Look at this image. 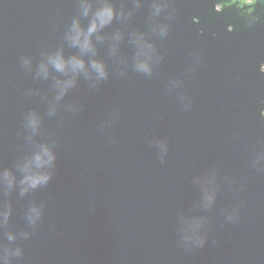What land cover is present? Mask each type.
<instances>
[{
	"label": "water",
	"instance_id": "water-1",
	"mask_svg": "<svg viewBox=\"0 0 264 264\" xmlns=\"http://www.w3.org/2000/svg\"><path fill=\"white\" fill-rule=\"evenodd\" d=\"M89 2L0 0V264H264V0H109L82 52Z\"/></svg>",
	"mask_w": 264,
	"mask_h": 264
},
{
	"label": "clouds",
	"instance_id": "clouds-1",
	"mask_svg": "<svg viewBox=\"0 0 264 264\" xmlns=\"http://www.w3.org/2000/svg\"><path fill=\"white\" fill-rule=\"evenodd\" d=\"M257 0H232V3H238L241 7L244 5L249 6V11H252V5H254ZM224 7V5H218V9ZM82 8L83 14L85 16L89 15L92 4L89 0H82ZM159 11V6H157V12ZM117 13L115 7L109 0H103L102 5L97 8V10L92 14V19L85 29L81 27L79 19H74L71 25V29L68 33V39L71 41L73 46H78L82 52H89L94 51V45L92 43V35L94 33L99 32L102 28L110 24L113 19L116 17ZM120 15L123 16V11L120 12ZM103 37H98V39H102ZM115 39L119 40L120 35L117 33ZM142 35L137 39V43H141ZM142 47H151V45L142 44ZM48 63H50L57 71L66 72L68 70L72 72H80L84 71L87 73V69L85 67V61L77 56H72L69 59H65L61 51H57L56 53L50 55L48 57ZM41 71L47 75V66L45 64H41ZM138 70L148 72L150 71V67L146 61H139L136 65ZM92 68L96 71L99 78L106 77L107 73L105 70V66L102 62L93 60L92 61ZM74 79H69L63 82H58V86L60 87V95L62 96L65 91L69 87L74 84ZM30 123L35 126L37 124V119L35 115L31 118ZM55 159L53 153L47 146L42 148L41 152H38L32 160L26 162L23 165V170L25 171L26 175L24 176L21 183L26 185L22 189V191H27L28 188H35L40 184L47 183L50 179V176L46 173H33L32 166L35 164L36 167H41L44 164H51L52 161ZM3 177L8 181L11 185L13 181V177L8 170L3 172ZM32 213L34 215H39V210L33 208ZM3 216L7 219L8 213L4 212ZM12 238L11 236L9 237Z\"/></svg>",
	"mask_w": 264,
	"mask_h": 264
}]
</instances>
